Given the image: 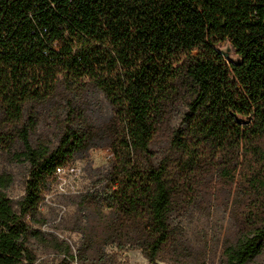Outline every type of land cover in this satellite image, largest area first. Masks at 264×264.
<instances>
[{"label":"trees","instance_id":"16d2710c","mask_svg":"<svg viewBox=\"0 0 264 264\" xmlns=\"http://www.w3.org/2000/svg\"><path fill=\"white\" fill-rule=\"evenodd\" d=\"M95 93L111 107L103 121L90 113ZM47 104L57 142L34 144ZM99 141L112 157L102 189L81 196L95 251L85 262L116 244L149 264H189L172 215L229 188L238 228L223 255L247 264L264 248V0H0V150L30 166L17 201L0 175V264H35L28 241L42 232L26 218L57 168Z\"/></svg>","mask_w":264,"mask_h":264},{"label":"rangeland","instance_id":"374dc122","mask_svg":"<svg viewBox=\"0 0 264 264\" xmlns=\"http://www.w3.org/2000/svg\"><path fill=\"white\" fill-rule=\"evenodd\" d=\"M108 16H104L106 21ZM116 40H109L113 44ZM221 49L229 56L236 57L228 41L222 42ZM162 72L158 71L149 84L151 93L158 91V79ZM65 94L60 86L59 93L54 98L60 103ZM90 100V113L94 119L105 120L110 115L111 107L102 93H95ZM53 104V103H52ZM42 105L39 109L40 118L37 130L32 135L34 144L48 143L55 145L59 127L54 124L50 113L56 105ZM154 125L159 119L153 111L150 112ZM179 117H173L171 125L176 126ZM165 140L160 139L154 144V149L162 157L166 151ZM19 149V147H16ZM111 150L99 141L96 146L84 153H77L66 164V172L60 177L51 179L43 192L36 216L26 218L34 229L42 232L40 237H32L28 246L36 255L35 264H90L84 259L92 257L94 250L84 244L83 230L89 222V212L81 206V196L102 189L111 159ZM71 167L75 170L72 171ZM30 166L24 160H17L6 151L0 150V175L7 174L10 182L5 189L8 197L14 201L25 194L26 182ZM234 190L217 188L213 194L207 195V202L203 206L199 202L182 212H174L171 228L188 244L187 261L189 264H227L223 255L225 245L234 240L238 223L232 214ZM18 209V205L15 204ZM98 253L101 260H94L92 264H149L137 247L126 245L119 248L116 244L101 245ZM159 264H174L169 256H164ZM247 264H264V248Z\"/></svg>","mask_w":264,"mask_h":264},{"label":"built area","instance_id":"2783aa9c","mask_svg":"<svg viewBox=\"0 0 264 264\" xmlns=\"http://www.w3.org/2000/svg\"><path fill=\"white\" fill-rule=\"evenodd\" d=\"M71 170L74 171L75 168L74 167H71ZM66 172V166H61V167H58L57 170H56V175L58 177H60L61 175H63L64 173Z\"/></svg>","mask_w":264,"mask_h":264},{"label":"water","instance_id":"95a60500","mask_svg":"<svg viewBox=\"0 0 264 264\" xmlns=\"http://www.w3.org/2000/svg\"><path fill=\"white\" fill-rule=\"evenodd\" d=\"M223 54H224L226 57H229V53H228V52H223ZM238 121L241 122L242 120L238 118Z\"/></svg>","mask_w":264,"mask_h":264}]
</instances>
